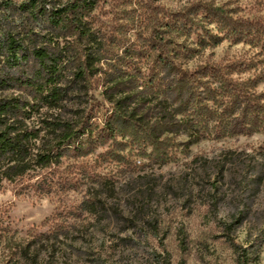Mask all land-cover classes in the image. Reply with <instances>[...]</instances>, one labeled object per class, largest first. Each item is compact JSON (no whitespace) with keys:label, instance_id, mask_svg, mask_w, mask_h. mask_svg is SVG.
<instances>
[{"label":"rangeland","instance_id":"rangeland-1","mask_svg":"<svg viewBox=\"0 0 264 264\" xmlns=\"http://www.w3.org/2000/svg\"><path fill=\"white\" fill-rule=\"evenodd\" d=\"M197 1L209 0L156 3L177 12ZM210 1L236 17L264 15V0ZM145 5L100 0L92 13L104 36L100 81L67 110L78 107L91 117L96 146L83 158L64 160L54 175L59 186L48 194L31 187L36 177L2 182L0 264H238L235 244L245 248L246 264H264V112L250 130L223 131L216 120L222 104L205 101L208 111L191 113L199 121L195 131L183 124L172 132L159 127L175 122L180 96L167 90L175 73L157 65L162 55L146 21L136 19ZM178 25L172 37L180 53L174 64L181 69L253 59L260 49L229 38L202 44L210 34L224 33L202 10ZM119 67V87L126 91L121 96L133 93L131 105L141 116L137 130L111 118V104L101 94V78ZM259 69L264 66L256 62L233 77ZM256 91H264V81ZM107 121L113 138L104 130ZM64 180L69 184L61 188Z\"/></svg>","mask_w":264,"mask_h":264},{"label":"trees","instance_id":"trees-1","mask_svg":"<svg viewBox=\"0 0 264 264\" xmlns=\"http://www.w3.org/2000/svg\"><path fill=\"white\" fill-rule=\"evenodd\" d=\"M99 1H0V186L3 181L13 182L28 175L36 177L31 184L35 192L48 194L59 186L54 175L64 160L83 158L95 148L98 137L93 136L90 128L91 117L78 107L67 108L69 103L79 105L80 93L86 94L92 82L100 81L104 36L98 35L92 15ZM157 1L145 0L146 12L136 19L146 21L152 46L162 55L157 65L175 73V80L167 90H175L180 96L172 115L175 122L168 121V127L162 124L159 127L168 132L182 124L196 129L199 121L190 119L191 113L208 111L202 104L205 101L222 104L216 120L223 131L243 132L256 126L264 112L260 100L264 91H256L258 83L264 81V69L244 79L234 78L233 74L253 68L256 62L264 66V15L236 17L223 5L210 0L193 2L172 12L161 9ZM200 10L224 32L222 36L210 34L207 41L202 39V44L229 38L233 43L259 45L254 58L202 64L191 70L176 66L174 59L180 56L179 44L174 42L172 34L180 28V19L188 20L193 12ZM113 72L111 77L101 78L102 97L111 104V118L135 127L141 116L137 105H131L133 93L121 96L126 92L119 87L122 71L119 67ZM153 76L152 71L150 78ZM177 115L182 117L178 120ZM106 124L104 130L113 138L114 128L109 121ZM147 134L152 136L150 131ZM107 152L112 158L119 157L111 148ZM70 180L67 178L66 182ZM66 182L61 183V188L69 184ZM235 247L237 263L246 264L245 248L237 244Z\"/></svg>","mask_w":264,"mask_h":264}]
</instances>
